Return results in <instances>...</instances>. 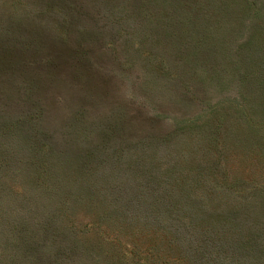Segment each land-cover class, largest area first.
I'll return each instance as SVG.
<instances>
[{
	"label": "rangeland",
	"instance_id": "374dc122",
	"mask_svg": "<svg viewBox=\"0 0 264 264\" xmlns=\"http://www.w3.org/2000/svg\"><path fill=\"white\" fill-rule=\"evenodd\" d=\"M0 264H264V0H0Z\"/></svg>",
	"mask_w": 264,
	"mask_h": 264
}]
</instances>
